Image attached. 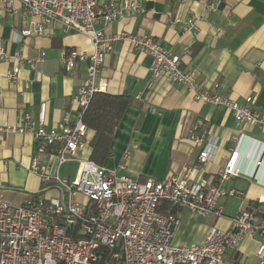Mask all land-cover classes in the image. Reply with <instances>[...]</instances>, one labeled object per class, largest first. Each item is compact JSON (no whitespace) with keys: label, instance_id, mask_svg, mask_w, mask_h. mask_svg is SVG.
<instances>
[{"label":"crops","instance_id":"crops-1","mask_svg":"<svg viewBox=\"0 0 264 264\" xmlns=\"http://www.w3.org/2000/svg\"><path fill=\"white\" fill-rule=\"evenodd\" d=\"M122 1L98 0V4ZM132 1L140 5L142 12L124 14L107 25L99 22L97 30L111 37L128 33L152 37L180 56L182 67L193 70L208 91L216 90L239 104L253 98V108L264 115V0H219L216 11L206 9L208 0ZM30 21L0 9V43L13 59L0 61V186L4 200L14 206L57 193L43 191L39 175L30 169L39 154L38 141L12 129L21 124L24 114L38 120L44 103L46 126L60 127L65 113L72 108L73 96L87 77L88 66L81 63L76 72L68 74L62 68V57L68 50L94 52L89 37L65 33L57 24L44 35L20 38ZM189 21L195 25L186 30ZM105 57L101 72L107 85L105 93L129 96L132 102L103 166L139 182L162 180L189 167L193 180L213 182L237 147L236 167L241 173L225 186L243 195L226 199L220 218L200 219L189 210L178 211L181 223L174 239L176 246L202 244L211 227L229 230L239 212L264 203V128L237 124L226 107L198 102L185 87L164 77L154 80L152 58L135 51L127 41H116ZM17 64L21 66L18 79L11 81L9 72ZM193 132L205 137L204 144L191 141ZM93 136L91 130L90 141ZM205 148L209 160L201 163L199 156ZM79 171V163L73 161L64 165L60 174L75 177ZM258 248L259 238L246 236L230 258L257 264Z\"/></svg>","mask_w":264,"mask_h":264},{"label":"built area","instance_id":"built-area-1","mask_svg":"<svg viewBox=\"0 0 264 264\" xmlns=\"http://www.w3.org/2000/svg\"><path fill=\"white\" fill-rule=\"evenodd\" d=\"M218 2L208 0L206 9L216 11ZM0 9L20 14L24 21L31 18L20 38L44 35L57 24L65 33L89 37L94 46L92 54L68 50L62 57V68L68 74L76 72L81 63L88 66L87 77L73 96L72 108L65 113L60 127L46 126L44 103L38 120L24 114L21 124L12 129L38 141L39 154L30 169L39 175L43 191L55 190L57 195L14 206L4 200L0 186V264H244L230 255L237 252L246 236L259 238L257 264H264V209H244L232 219L229 230L213 226L202 244L190 246L174 244L180 218L177 213L163 212L172 207L177 212L189 210L200 219L222 217L225 200L243 195L225 186L241 173L236 167L237 147L213 182L193 180L189 167L162 180L139 182L86 157L91 130L83 120L92 97L107 90L101 72L105 56L116 41H127L135 51L152 58L154 80L164 77L185 87L198 102L226 107L237 124L264 128V115L253 108V98L239 104L216 90L208 91L193 70L182 67L180 56L152 37L129 33L111 37L97 30L99 22L107 25L124 14L142 12L135 1L100 6L98 0H0ZM194 25L189 21L186 30ZM0 61H13L1 43ZM20 67L17 64L9 72L11 81L18 79ZM191 141L200 146L205 137L193 132ZM199 160H209L208 149L200 153ZM73 161L80 165L78 175L61 176L60 169Z\"/></svg>","mask_w":264,"mask_h":264},{"label":"trees","instance_id":"trees-1","mask_svg":"<svg viewBox=\"0 0 264 264\" xmlns=\"http://www.w3.org/2000/svg\"><path fill=\"white\" fill-rule=\"evenodd\" d=\"M131 102L132 98L125 95L97 93L92 97L83 118L84 123L94 132L92 140L87 145L86 157L88 159L101 166L107 162L114 135ZM256 206L264 207V203ZM163 212L176 214L177 209L166 207Z\"/></svg>","mask_w":264,"mask_h":264},{"label":"water","instance_id":"water-1","mask_svg":"<svg viewBox=\"0 0 264 264\" xmlns=\"http://www.w3.org/2000/svg\"><path fill=\"white\" fill-rule=\"evenodd\" d=\"M261 164H262V162L258 164V170L261 168V166H262Z\"/></svg>","mask_w":264,"mask_h":264}]
</instances>
